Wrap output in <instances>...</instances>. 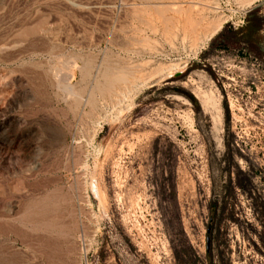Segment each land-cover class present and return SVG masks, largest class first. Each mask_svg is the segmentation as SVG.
I'll return each mask as SVG.
<instances>
[{
    "label": "rangeland",
    "instance_id": "obj_1",
    "mask_svg": "<svg viewBox=\"0 0 264 264\" xmlns=\"http://www.w3.org/2000/svg\"><path fill=\"white\" fill-rule=\"evenodd\" d=\"M0 264H264V0H0Z\"/></svg>",
    "mask_w": 264,
    "mask_h": 264
},
{
    "label": "bare ground",
    "instance_id": "obj_2",
    "mask_svg": "<svg viewBox=\"0 0 264 264\" xmlns=\"http://www.w3.org/2000/svg\"><path fill=\"white\" fill-rule=\"evenodd\" d=\"M220 28H221V26H219L215 31H214V33H212L210 36H208V40L217 32V31H219L220 30Z\"/></svg>",
    "mask_w": 264,
    "mask_h": 264
}]
</instances>
